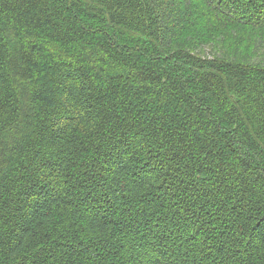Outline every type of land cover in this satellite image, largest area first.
Returning a JSON list of instances; mask_svg holds the SVG:
<instances>
[{
  "label": "trees",
  "instance_id": "obj_1",
  "mask_svg": "<svg viewBox=\"0 0 264 264\" xmlns=\"http://www.w3.org/2000/svg\"><path fill=\"white\" fill-rule=\"evenodd\" d=\"M0 264H264V0H0Z\"/></svg>",
  "mask_w": 264,
  "mask_h": 264
},
{
  "label": "rangeland",
  "instance_id": "obj_2",
  "mask_svg": "<svg viewBox=\"0 0 264 264\" xmlns=\"http://www.w3.org/2000/svg\"><path fill=\"white\" fill-rule=\"evenodd\" d=\"M203 51L205 52L206 56L211 54V51L209 48H205Z\"/></svg>",
  "mask_w": 264,
  "mask_h": 264
}]
</instances>
